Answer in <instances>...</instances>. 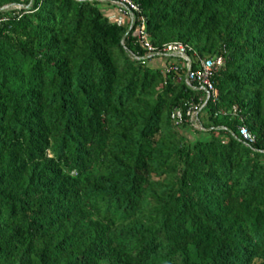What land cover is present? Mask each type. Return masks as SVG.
I'll return each instance as SVG.
<instances>
[{
	"label": "trees",
	"instance_id": "16d2710c",
	"mask_svg": "<svg viewBox=\"0 0 264 264\" xmlns=\"http://www.w3.org/2000/svg\"><path fill=\"white\" fill-rule=\"evenodd\" d=\"M135 1L213 95L109 1L0 0V264H264V0Z\"/></svg>",
	"mask_w": 264,
	"mask_h": 264
},
{
	"label": "built area",
	"instance_id": "2783aa9c",
	"mask_svg": "<svg viewBox=\"0 0 264 264\" xmlns=\"http://www.w3.org/2000/svg\"><path fill=\"white\" fill-rule=\"evenodd\" d=\"M111 2L116 8L117 17L114 16L112 19L117 20L119 23L125 20L130 25L138 24L135 31V35L139 38L141 44L147 49L148 55L165 54V55H176L183 57L186 61L188 55L186 54V46L181 43L168 45L164 52L157 51L152 43L148 39V35L145 29V18L141 15V8L135 0H105ZM223 58L218 56L216 58H204L200 61V67L196 70L188 68L186 74V81L190 86L196 89H203L207 92L208 97L213 95L214 85L211 80L213 72L223 65ZM188 66V64H187ZM186 116L191 124L202 129L203 126L198 117L199 112L204 107V104H193L187 103ZM173 117L176 118L177 123H182L184 121L181 110H176L173 113ZM200 123L201 127L197 124ZM241 139L248 145H251L255 141L254 135L251 133L250 129L246 124L240 126Z\"/></svg>",
	"mask_w": 264,
	"mask_h": 264
},
{
	"label": "water",
	"instance_id": "95a60500",
	"mask_svg": "<svg viewBox=\"0 0 264 264\" xmlns=\"http://www.w3.org/2000/svg\"><path fill=\"white\" fill-rule=\"evenodd\" d=\"M12 7H18V8H22V7H30V6H28V5H24V4H10V5H6V6H4L2 9H9V8H12ZM132 27H133V25H130V27H129V31L132 29ZM128 31V32H129ZM128 32L126 33V35H125V37L124 38H126L127 37V34H128ZM148 56H150V55H147V57ZM187 64H188V68H191V60H190V58H187ZM209 98V97H208ZM203 129V128H202Z\"/></svg>",
	"mask_w": 264,
	"mask_h": 264
},
{
	"label": "rangeland",
	"instance_id": "374dc122",
	"mask_svg": "<svg viewBox=\"0 0 264 264\" xmlns=\"http://www.w3.org/2000/svg\"><path fill=\"white\" fill-rule=\"evenodd\" d=\"M100 5H101V4H100ZM114 16L117 17V14H116L115 12H113V13L111 14V18H113ZM124 22H127V21L125 20ZM197 124L199 125L198 127H201L200 123L197 122ZM199 129H200V128H199Z\"/></svg>",
	"mask_w": 264,
	"mask_h": 264
}]
</instances>
